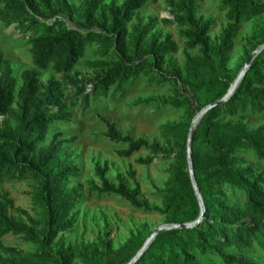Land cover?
<instances>
[{
  "label": "trees",
  "instance_id": "1",
  "mask_svg": "<svg viewBox=\"0 0 264 264\" xmlns=\"http://www.w3.org/2000/svg\"><path fill=\"white\" fill-rule=\"evenodd\" d=\"M148 3L149 0H124L120 6L116 3L106 6L105 0H88L84 13L88 28L69 29L52 0H0V24L6 29L16 26L30 35L35 68L22 74L19 85L11 63L0 55V184L27 179L37 182L36 219L25 210L15 208L9 195L0 191V242L13 235L37 246L35 253L28 254L0 243V264H70L76 257H81L86 264H111L113 242L108 233L101 240L104 253L92 248L83 251L53 247L55 240L73 227L70 215L76 208L79 190L69 189L68 185L77 179L78 169L65 158L66 146L74 139H63L60 130L73 121V114L63 103L61 83L54 81L44 86L40 77L41 72L52 68L66 82L78 85L80 82L68 75L74 72L88 47L98 44L101 57L106 59L99 63L103 70L86 83L92 84L95 95L109 97L111 91L113 98L123 95L147 65H160L166 56L177 51L170 38L147 39L149 26L137 27L129 34L128 25ZM223 7L234 25L223 32L218 44H213L212 24L198 18L194 3L182 0L173 6L172 15L187 41L186 49L198 50L199 55L187 54L181 72L185 91L194 98L171 99L164 104L193 109L199 114L229 93L234 79L222 72L226 71L237 26L245 19L263 14L264 6L256 5L253 0H224ZM258 39L263 46L264 27ZM82 92L83 104L88 108L90 96ZM215 93L216 100L194 107L197 97ZM177 96L182 94L178 92ZM155 102L150 99L145 103ZM249 113L264 115V51L256 57L230 100L209 110L193 132L192 148L201 143L210 151L204 157L200 150L192 149L196 181L206 209L204 221L193 229L162 231L135 264H208L204 261L211 257L222 264H259L242 252L264 237V173L241 167L237 154L242 149L250 150L264 163V127L251 130L242 122L224 120V116L244 120ZM102 120L107 125L106 137L113 143L127 145L125 150L118 151L119 157L131 158L148 149L152 154L137 161L147 166L161 154L157 145L124 136L116 124ZM190 127L178 125L171 131L165 128L167 134L184 128L187 143L177 154L172 179L162 191V209H152L140 200L139 183L131 189L121 175L117 184L112 183L108 179L107 164L96 168L101 186L94 185V188L100 194L119 196L136 209L159 211L168 217L170 225L186 224L189 208L198 207L186 152ZM52 128L58 132L44 147ZM129 176L136 180L135 171H130ZM224 186L243 192L245 201L241 207L229 206L222 190ZM11 210L27 216L33 227L10 216ZM147 241L133 236L116 254L122 257L137 248L139 254ZM229 249H236L240 255L228 252Z\"/></svg>",
  "mask_w": 264,
  "mask_h": 264
},
{
  "label": "rangeland",
  "instance_id": "2",
  "mask_svg": "<svg viewBox=\"0 0 264 264\" xmlns=\"http://www.w3.org/2000/svg\"><path fill=\"white\" fill-rule=\"evenodd\" d=\"M87 1L52 0V5L60 10L61 19L67 28L85 29L89 26L84 19ZM123 1L105 0V5L116 3L120 6ZM180 1L182 0H149V3L128 25L129 34H133L137 27L149 26L150 32L147 39L152 36H159L160 41L170 38L176 44L177 51L166 56L160 65H147L123 95L113 98L112 91L109 97L95 95L94 91L89 92L90 83L86 82L98 76L103 70L99 67V63L106 60L101 57L98 44L88 47L84 58L80 60L74 72L68 75L72 80L77 79L80 82L78 85L66 82L68 80L63 78V75L55 73L52 68L41 72L40 80L44 86H49L54 81L61 83L63 103L67 111L73 114V121L65 124L60 132L64 134L63 139H74L66 146L65 158L68 163L74 164L78 169L77 179L72 180L68 185L69 189L79 190L76 208L70 215L73 227L68 233L60 235L55 240L53 247L56 250L77 248L84 251L92 248L104 253L101 240H105L108 233L109 240L113 242L110 263L130 264L138 254V248L122 257L116 253L133 236L148 240L157 229L170 225L167 221L168 217L161 212L136 209L119 196L100 194L94 185L101 186L96 168L107 164L108 179L112 183L117 184L120 175L131 189L139 183L140 200L152 209L163 208L162 191L172 179L173 169L177 164V154L184 150L187 143L184 128L169 134L165 128L171 131L178 125H192L198 115L193 109H178L163 103L177 98L180 100L186 97L190 100L194 98L191 93L185 91L181 72L186 63V55H199V51L186 49L187 41L172 15L173 6ZM189 1L194 3L198 18L212 24L210 38L213 44H218L223 32L234 25L228 10L223 7L224 0ZM253 1L258 6H264V0ZM237 27L236 35L232 40V50L225 65L226 71L222 72V75L228 74L233 78L234 84L248 60L261 47L258 36L264 27V13L243 20ZM95 30L99 31V28ZM29 36L18 30L16 26L6 29L0 24V55L11 63L19 85L22 84V74L27 70L35 69ZM82 91H85V96H90L88 108H85L83 104ZM178 92L182 94L181 97L177 96ZM216 98L217 93L199 96L193 101L194 107L197 108L198 105ZM150 99L156 102L145 103ZM56 110L58 111L59 108ZM102 119L116 124L124 136L130 135L135 140L145 139L150 145H157L161 149V154L153 164L147 166L139 165L137 161L152 154L148 149L142 150L131 158L119 157L118 151L125 150L127 145L113 143L106 137L107 125ZM224 120H231L234 123L242 122L251 130L264 127V115L256 116L249 113L244 120L224 116ZM56 132L58 129H51L47 142L43 144L44 147L52 141L53 134ZM192 149L200 150L204 157L210 154L206 146L201 143ZM237 158L241 162V167H251L257 174L264 173V163L260 162L252 151L242 149L238 152ZM130 171L136 172L135 181L129 176ZM36 187L37 182L32 179L8 181L0 184V191L9 195V198L14 201L15 208L25 210L31 218L36 219L37 210L34 204ZM222 190L225 192L229 206H242L245 201L243 192L230 186H224ZM203 214V208L198 200L197 208H189V214L185 217L186 224L198 222ZM10 216L17 218L30 228L33 227L27 216L15 210L10 211ZM204 219L205 214L202 222ZM0 243L6 248H17L28 254L35 253L37 249L34 243L13 235L5 237ZM228 252L240 255L236 249H229ZM242 255L254 262L264 264V237L254 241L242 252ZM204 263L222 264L220 260L212 257ZM70 264H86V262L81 257H76Z\"/></svg>",
  "mask_w": 264,
  "mask_h": 264
},
{
  "label": "water",
  "instance_id": "3",
  "mask_svg": "<svg viewBox=\"0 0 264 264\" xmlns=\"http://www.w3.org/2000/svg\"><path fill=\"white\" fill-rule=\"evenodd\" d=\"M264 51V45L261 46L252 56L251 58L248 60V62L246 63L243 71L241 72L240 76L238 77L237 81L235 82V84H233V86L231 87V89L229 90V93L227 94V96L219 101L216 102L210 106H208L207 108H205L204 110H202L197 117L195 118L193 124L190 127V132H189V136H188V146H187V156H188V164H189V172H190V176H191V180H192V184L196 193V196L201 204V207L203 208V212L205 214L206 209L200 194V190L199 187L197 185V181H196V176H195V171H194V166H193V157H192V136H193V132L196 129L195 126V122L198 118H202L209 110L220 106V105H224L225 103H227L230 98L234 95V93L236 92V90L238 89L239 85L242 83L245 75L247 74V72L250 70L254 60L256 59V57ZM204 214L202 216V219L199 220L198 222H195L194 224H183V225H168L165 227H161L159 229H157L155 231V233L151 236L150 239H148V241L146 242V244L144 245L143 249L139 252V254L134 258V260L130 263V264H135L139 258L147 251V249L149 248V246L152 244V242L156 239V237L165 230H172V229H193V228H197L201 223L202 220L204 218Z\"/></svg>",
  "mask_w": 264,
  "mask_h": 264
},
{
  "label": "built area",
  "instance_id": "4",
  "mask_svg": "<svg viewBox=\"0 0 264 264\" xmlns=\"http://www.w3.org/2000/svg\"><path fill=\"white\" fill-rule=\"evenodd\" d=\"M88 88H89V92L91 93V92L93 91V86H92V84H90V85L88 86Z\"/></svg>",
  "mask_w": 264,
  "mask_h": 264
},
{
  "label": "bare ground",
  "instance_id": "5",
  "mask_svg": "<svg viewBox=\"0 0 264 264\" xmlns=\"http://www.w3.org/2000/svg\"><path fill=\"white\" fill-rule=\"evenodd\" d=\"M201 120V118H198L195 122V126H197V124L199 123V121ZM198 127V126H197Z\"/></svg>",
  "mask_w": 264,
  "mask_h": 264
}]
</instances>
